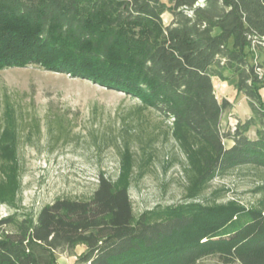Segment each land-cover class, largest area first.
<instances>
[{
  "label": "trees",
  "instance_id": "obj_1",
  "mask_svg": "<svg viewBox=\"0 0 264 264\" xmlns=\"http://www.w3.org/2000/svg\"><path fill=\"white\" fill-rule=\"evenodd\" d=\"M263 52L264 0H0V70L35 65L139 100L171 120L189 179L182 202L137 215L126 147L120 179L99 175L90 198L2 217L0 228L12 229L0 234V264H59L57 251L78 245L87 246L80 264H199L212 255L264 264V199L251 207L220 195L199 200L215 177L264 169ZM215 77L233 80L253 112L235 130L222 131L231 102L218 99ZM3 116L1 143L13 149L20 121L8 101Z\"/></svg>",
  "mask_w": 264,
  "mask_h": 264
},
{
  "label": "rangeland",
  "instance_id": "obj_2",
  "mask_svg": "<svg viewBox=\"0 0 264 264\" xmlns=\"http://www.w3.org/2000/svg\"><path fill=\"white\" fill-rule=\"evenodd\" d=\"M173 16L163 15L169 24ZM264 63V52L261 54ZM218 99L231 107L221 121L228 131L252 117L247 97L239 94L233 80L214 78ZM264 100V87L261 88ZM15 106L20 123L17 147L6 148L0 139V219L17 211L36 214L59 198L88 199L99 175L118 181L125 170L121 152L130 151L127 182L135 213L156 205L184 200L189 185L187 155L172 135L171 120L124 92L85 78L47 71L30 65L0 70V129L6 103ZM65 130L60 132L58 118ZM37 121L41 130L34 127ZM52 125L53 130H49ZM29 131V132H28ZM2 131H0V134ZM248 135L256 138V127ZM226 146L231 140L225 139ZM264 184V169L243 167L215 177L199 200L235 199L246 207L264 199L258 186ZM218 191L219 194H215ZM12 226L0 228V234ZM87 249L57 251L59 264H80ZM199 264H240L236 259L212 255Z\"/></svg>",
  "mask_w": 264,
  "mask_h": 264
},
{
  "label": "built area",
  "instance_id": "obj_3",
  "mask_svg": "<svg viewBox=\"0 0 264 264\" xmlns=\"http://www.w3.org/2000/svg\"><path fill=\"white\" fill-rule=\"evenodd\" d=\"M258 73L260 77H264V67H259L258 68ZM236 129V126L233 127V130Z\"/></svg>",
  "mask_w": 264,
  "mask_h": 264
},
{
  "label": "crops",
  "instance_id": "obj_4",
  "mask_svg": "<svg viewBox=\"0 0 264 264\" xmlns=\"http://www.w3.org/2000/svg\"><path fill=\"white\" fill-rule=\"evenodd\" d=\"M231 144H233V142L231 141Z\"/></svg>",
  "mask_w": 264,
  "mask_h": 264
}]
</instances>
